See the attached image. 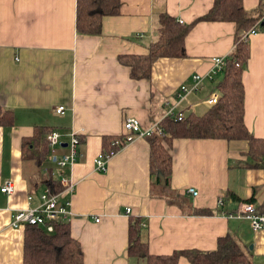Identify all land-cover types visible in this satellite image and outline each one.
Wrapping results in <instances>:
<instances>
[{"label":"crops","instance_id":"obj_1","mask_svg":"<svg viewBox=\"0 0 264 264\" xmlns=\"http://www.w3.org/2000/svg\"><path fill=\"white\" fill-rule=\"evenodd\" d=\"M214 1L120 0L119 14L102 18L100 35L85 36L76 31V0H0V110L13 118L11 126H0V189L6 181L14 187L11 195L0 191V264L23 263L24 228H12V216L39 206L48 180L59 183L62 176L50 156L40 166L23 158V142L43 130L61 135L56 158L71 136L81 141L76 162L63 171L73 190L60 185L54 194L59 204H69L62 222L80 244L83 264H146L128 255L131 220L139 221L153 256L211 252L229 235L250 264H264V226L256 233L248 220L229 217L243 204L264 212V154L252 158L246 142L164 144L171 159L167 189L163 177L151 173L146 138L123 145L109 158L106 173L95 170L104 137L121 138L126 118L138 120L142 130L158 124L182 84H190L194 74H209L211 59L233 52L238 31L230 22L196 23L185 38L186 57L159 59L149 79L132 80L118 57L146 55L158 38L160 15L191 25ZM242 7L258 19L264 0H242ZM247 43L243 122L254 138L264 140V31L248 34ZM215 85L204 81L175 112L201 116ZM59 107L62 115L55 112ZM200 210L209 214L196 215ZM177 264L188 261L180 258Z\"/></svg>","mask_w":264,"mask_h":264},{"label":"trees","instance_id":"obj_2","mask_svg":"<svg viewBox=\"0 0 264 264\" xmlns=\"http://www.w3.org/2000/svg\"><path fill=\"white\" fill-rule=\"evenodd\" d=\"M120 0H76V31L80 35L98 36L101 33L102 18L119 14ZM260 20L251 18L242 7V0H215L208 14L191 25L180 24L175 18L159 16V33L155 42L147 47L146 55H120L118 62L130 71L132 80L149 79L153 64L159 59H184L185 38L198 22H230L236 25L238 34L233 52L227 56L226 67L214 90L219 93V102L209 107L201 116L186 114L180 121L166 117L159 122L161 136L147 137L150 145V169L152 175L160 174L164 189L168 188L170 177V155L164 144L173 139L244 141L248 144L250 156L254 159L264 154V140L254 138L243 122L244 88L241 81L248 60L247 38L242 32L249 31ZM257 31H264V24L257 25ZM10 112L0 110V126H11ZM44 131V130H43ZM37 131L27 142H23V158L42 165L50 156L47 134ZM113 138L102 139L105 153L114 152ZM49 193L61 190L58 182L48 180ZM234 201V196L228 195ZM251 203V201H246ZM196 215H208L207 211H195ZM138 220H131L128 227V255L146 264H177L185 258L188 264H250L238 243L229 235L219 238L214 251L196 250L175 252L170 256H153L140 234ZM22 264H83L80 244L70 235L69 224L57 222L54 231L47 233L38 226L24 227V254Z\"/></svg>","mask_w":264,"mask_h":264},{"label":"built area","instance_id":"obj_3","mask_svg":"<svg viewBox=\"0 0 264 264\" xmlns=\"http://www.w3.org/2000/svg\"><path fill=\"white\" fill-rule=\"evenodd\" d=\"M260 23L264 24V13L260 17V20L253 26L249 35H255L257 33V25ZM243 36V39L248 37ZM226 57L213 58L211 59L212 69L209 74L202 76L200 74H194L191 78L190 84H182L177 93L174 104L166 102L165 106L167 111L163 117H173L177 121H180L186 114L183 112H175L176 108L184 102L187 97L191 94L197 93L203 82L207 81L211 84H216L218 77L223 73L226 67ZM220 99V95L215 90L211 93L207 99V104L209 107L215 106ZM57 115H62L64 112L63 107H59L55 110ZM123 134L121 138H116L113 140L112 146L116 148V151L105 153H100L95 159V170L99 173L107 172V164L109 158H111L123 145L127 144L132 140V138H147L152 135L161 136L162 129L159 127V123L155 124L148 130H142L138 120L134 118H126L122 124ZM61 135L56 131H51L46 136V140L50 148V157L55 159V163L59 172H62L59 184L66 190L72 191L73 185L66 175H63L68 167L72 166L78 156H79V146L80 139L77 136H71L70 143L66 144V152L56 158L58 148H61L62 142L60 141ZM1 193L5 195H11L14 191L13 183L11 181H6L0 189ZM186 192L197 197L198 192L194 188H188ZM41 204L37 207H32L27 210L17 211L12 216L11 227L14 229L24 228L26 226H38L43 228L47 233H52L54 231V224L57 222H62L66 217L70 215L69 204L65 203L61 205L57 201V195L50 194L48 191L45 192L40 197ZM223 199L219 198L217 204L219 206L223 205ZM130 210H126V214H129ZM229 217H236L241 219H246L249 221L253 232H260L264 226V212L258 211L252 204H243L239 211L235 214L229 215Z\"/></svg>","mask_w":264,"mask_h":264},{"label":"water","instance_id":"obj_4","mask_svg":"<svg viewBox=\"0 0 264 264\" xmlns=\"http://www.w3.org/2000/svg\"><path fill=\"white\" fill-rule=\"evenodd\" d=\"M63 147H66V145H63Z\"/></svg>","mask_w":264,"mask_h":264}]
</instances>
